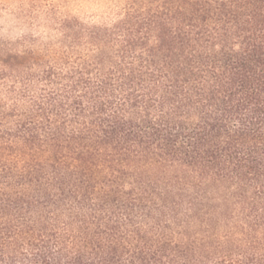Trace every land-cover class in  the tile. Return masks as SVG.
<instances>
[{
    "label": "trees",
    "instance_id": "1",
    "mask_svg": "<svg viewBox=\"0 0 264 264\" xmlns=\"http://www.w3.org/2000/svg\"><path fill=\"white\" fill-rule=\"evenodd\" d=\"M140 4L0 44V264H264V0Z\"/></svg>",
    "mask_w": 264,
    "mask_h": 264
},
{
    "label": "rangeland",
    "instance_id": "2",
    "mask_svg": "<svg viewBox=\"0 0 264 264\" xmlns=\"http://www.w3.org/2000/svg\"><path fill=\"white\" fill-rule=\"evenodd\" d=\"M141 1L0 0V44L44 53L59 47L64 24L110 27L130 6L139 8Z\"/></svg>",
    "mask_w": 264,
    "mask_h": 264
}]
</instances>
